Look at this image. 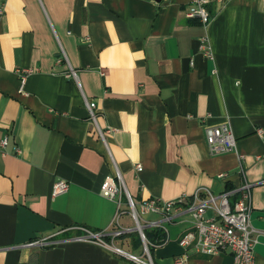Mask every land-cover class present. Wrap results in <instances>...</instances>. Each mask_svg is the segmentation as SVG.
<instances>
[{"label": "crops", "instance_id": "crops-1", "mask_svg": "<svg viewBox=\"0 0 264 264\" xmlns=\"http://www.w3.org/2000/svg\"><path fill=\"white\" fill-rule=\"evenodd\" d=\"M189 1L0 0V264H136L76 236L124 229L132 234L113 244L142 255L127 194L138 205L244 181L254 259L264 264V0H210L205 26L186 15ZM204 36L212 59L200 51ZM23 68L32 71L20 89ZM84 97L96 102L99 126L114 128L106 142ZM221 122L235 148L212 154L204 126ZM109 175L121 183L115 199L99 192ZM57 179L68 189L52 196ZM139 222L164 233L145 237L154 264L182 254L183 264H236L228 251L179 245L193 225L181 206ZM40 238L55 243L26 245Z\"/></svg>", "mask_w": 264, "mask_h": 264}, {"label": "built area", "instance_id": "built-area-1", "mask_svg": "<svg viewBox=\"0 0 264 264\" xmlns=\"http://www.w3.org/2000/svg\"><path fill=\"white\" fill-rule=\"evenodd\" d=\"M210 0H190L186 15L197 19L204 26L211 20L212 14L208 8ZM2 8L0 9V13ZM200 51L206 58L212 59V51L204 36L201 38ZM192 63V61H191ZM31 68L18 70L20 78V89ZM69 75H75V71L70 68ZM89 119L94 124L96 134L106 142V136L114 131V128L107 126L102 128L96 120V102L84 97ZM261 136L264 133L261 128L257 129ZM205 141L210 153L219 154L235 148V136L228 122H221L215 125L204 126ZM7 143V136L0 141L1 147ZM115 166V164H114ZM136 170L142 169L141 164H135ZM115 176L119 181L121 174L115 166ZM219 173L218 177H223ZM68 189V181L57 179L51 190V195L55 196L64 193ZM100 194L108 199H115L121 192V183L118 184L113 176H106L100 185ZM129 212L136 225H141L139 216L147 213H160L163 219L170 218L171 210L176 206L183 207L189 212L192 219V228L186 230L179 238L178 243L184 249L195 247L198 251L209 254L220 252H230L236 264H256L254 259V245L256 238L254 228L250 222V212L252 210V191L249 182H242L238 186L225 189L218 193H213L208 188L199 187L190 196H179L170 200H160L159 198H149L138 205L127 194ZM156 224V222H153ZM124 229H103L98 231L86 230L79 236L78 240L95 242L112 249L115 253L123 255L136 264H154L151 252L146 243L145 234L139 230L140 238L143 241V254L136 255L124 251L113 244L112 239L121 235ZM109 238V239H108ZM54 240L47 238L33 239L26 243L28 246H49L54 244ZM186 255L176 256L174 264H183Z\"/></svg>", "mask_w": 264, "mask_h": 264}, {"label": "trees", "instance_id": "trees-1", "mask_svg": "<svg viewBox=\"0 0 264 264\" xmlns=\"http://www.w3.org/2000/svg\"><path fill=\"white\" fill-rule=\"evenodd\" d=\"M143 232L145 234L146 239L149 241L153 240V242L154 241L160 242L162 239H164V233L160 229H157V228L147 229V228H145V229H143ZM130 234H132V233L121 234L120 237L130 236ZM152 234H153V239L151 237ZM131 242H132V244H139V243H135L136 241L134 239H131ZM147 245H148V248L151 252V246H149V244H147Z\"/></svg>", "mask_w": 264, "mask_h": 264}, {"label": "water", "instance_id": "water-1", "mask_svg": "<svg viewBox=\"0 0 264 264\" xmlns=\"http://www.w3.org/2000/svg\"><path fill=\"white\" fill-rule=\"evenodd\" d=\"M134 229H136V230H138V231H139V230H142V226L139 225V224H138V225H135Z\"/></svg>", "mask_w": 264, "mask_h": 264}]
</instances>
